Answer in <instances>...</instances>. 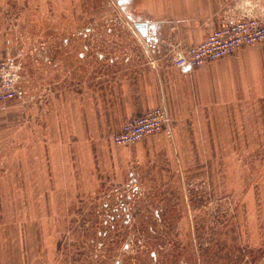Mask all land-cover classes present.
Here are the masks:
<instances>
[{"label":"rangeland","instance_id":"374dc122","mask_svg":"<svg viewBox=\"0 0 264 264\" xmlns=\"http://www.w3.org/2000/svg\"><path fill=\"white\" fill-rule=\"evenodd\" d=\"M65 1L0 0V60L21 92L0 103L4 264H264V42L236 76L223 131L199 104L178 135L171 123V134L119 146L53 99L78 91L80 19L127 18L131 3ZM54 23L70 34L47 31ZM66 46L71 60L54 66Z\"/></svg>","mask_w":264,"mask_h":264},{"label":"crops","instance_id":"0c3cea01","mask_svg":"<svg viewBox=\"0 0 264 264\" xmlns=\"http://www.w3.org/2000/svg\"><path fill=\"white\" fill-rule=\"evenodd\" d=\"M52 1L45 2L49 8ZM129 1L131 15H126L127 18L99 13L91 16L94 22L90 24L87 14L80 19L85 38L78 48V91L57 94L53 99L55 104L59 103L62 116L66 120L70 118L69 122L72 118L78 120L85 132L115 133L128 118L165 105L178 135L194 123V115L190 114L200 104L209 106L206 108L210 110L213 122L214 118L217 120L210 128L223 131L218 123L229 115L226 102L230 104L236 90V76L244 77L252 63L258 62L259 52L255 46L262 43L198 68L176 66L173 57L180 45L190 46L203 41L229 11L238 12L249 4L264 5V0ZM47 31L56 35L70 34L66 24L54 23L53 29ZM69 49V46L61 49L63 57H57L55 54L59 51L54 50V66L69 63L71 57L66 54ZM242 79L243 89L248 90L246 85L252 80ZM239 87L242 88L241 84ZM67 89L65 86L63 90ZM217 109L219 113H215ZM209 129L205 128V131ZM7 244V237L5 240L0 237V264L6 262Z\"/></svg>","mask_w":264,"mask_h":264},{"label":"built area","instance_id":"2783aa9c","mask_svg":"<svg viewBox=\"0 0 264 264\" xmlns=\"http://www.w3.org/2000/svg\"><path fill=\"white\" fill-rule=\"evenodd\" d=\"M247 6V5H245ZM229 11L224 19L214 26L206 38L194 45L179 46L173 61L176 66L198 68L217 59L235 55L243 48L264 42V8L257 7ZM251 6V5H250ZM252 6H259L254 4ZM9 62L0 60V103L7 104L21 96ZM172 118L162 105L136 114L123 123L112 140L119 146H130L155 134H171Z\"/></svg>","mask_w":264,"mask_h":264}]
</instances>
